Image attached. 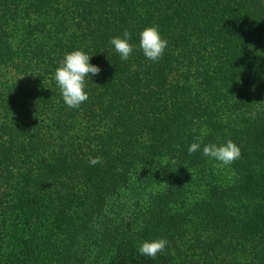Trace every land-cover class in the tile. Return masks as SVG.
<instances>
[{
  "label": "trees",
  "instance_id": "obj_1",
  "mask_svg": "<svg viewBox=\"0 0 264 264\" xmlns=\"http://www.w3.org/2000/svg\"><path fill=\"white\" fill-rule=\"evenodd\" d=\"M151 26L158 62L139 48ZM76 50L101 71L70 108L55 72ZM229 139L237 176L217 184L203 147ZM175 164L201 174L110 218L139 170L152 186ZM0 264H264V0H0Z\"/></svg>",
  "mask_w": 264,
  "mask_h": 264
},
{
  "label": "clouds",
  "instance_id": "obj_2",
  "mask_svg": "<svg viewBox=\"0 0 264 264\" xmlns=\"http://www.w3.org/2000/svg\"><path fill=\"white\" fill-rule=\"evenodd\" d=\"M131 34L125 30L123 37L117 36L110 40L116 52L122 60L127 61L133 52V45L130 43ZM168 46V41L162 37L157 26L146 27L140 33L139 48L142 49L146 58L153 62H158L164 55ZM92 56L82 50H76L66 54L60 67L56 69L55 80L61 90L63 100L70 108H79L80 105L89 99V94L85 91L86 77L98 75L101 69L90 63ZM200 149V142H194L188 148L189 154H193ZM203 155L214 159L218 163L217 167H225L233 164L242 155L241 148L232 140L217 146L208 144L203 147ZM102 162L101 157L89 159V164L95 166ZM190 172V171H189ZM168 241L164 238L143 242L138 251L141 255L155 259L159 253L165 251Z\"/></svg>",
  "mask_w": 264,
  "mask_h": 264
},
{
  "label": "rangeland",
  "instance_id": "obj_3",
  "mask_svg": "<svg viewBox=\"0 0 264 264\" xmlns=\"http://www.w3.org/2000/svg\"><path fill=\"white\" fill-rule=\"evenodd\" d=\"M238 125L245 124L246 119L244 116H234ZM169 160H164L162 166ZM218 162H210L206 168L207 170V180H213L214 183H233L237 173L232 168V165L225 167H217ZM162 166L158 168L160 173L155 177L154 185L150 186L149 181H140L138 177L143 176V170H139L137 174L133 176V182L129 187L124 188L120 194L111 202V205L107 211L111 219L127 220L132 214L136 213L138 210L144 208L146 205L150 204L153 194L161 189H165L169 186H179L180 184L185 185L186 180L189 175L195 176L201 174L199 169L191 168L183 164H175L173 168L163 171ZM162 170V171H161ZM190 171V172H189ZM216 175L217 178H212V175ZM205 188L194 186L192 193L193 195H199ZM196 191V192H195ZM117 223V222H115Z\"/></svg>",
  "mask_w": 264,
  "mask_h": 264
}]
</instances>
